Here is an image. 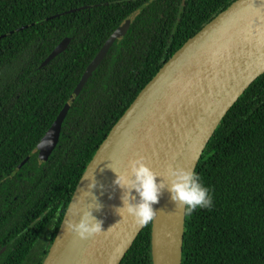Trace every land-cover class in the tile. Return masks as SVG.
I'll return each instance as SVG.
<instances>
[{
    "label": "trees",
    "instance_id": "obj_1",
    "mask_svg": "<svg viewBox=\"0 0 264 264\" xmlns=\"http://www.w3.org/2000/svg\"><path fill=\"white\" fill-rule=\"evenodd\" d=\"M235 1L0 0V264H43L114 125L164 64ZM123 26L126 35L74 102L56 149L39 162L38 144ZM65 38L69 48L40 69ZM195 173L213 202L186 215L182 264H264V75L220 123ZM151 229L149 222L121 264H152Z\"/></svg>",
    "mask_w": 264,
    "mask_h": 264
},
{
    "label": "water",
    "instance_id": "obj_2",
    "mask_svg": "<svg viewBox=\"0 0 264 264\" xmlns=\"http://www.w3.org/2000/svg\"><path fill=\"white\" fill-rule=\"evenodd\" d=\"M118 29L86 69L79 84L41 141L40 161L56 149L63 123L89 79L115 42L127 33ZM71 44L65 38L42 63L45 68ZM264 75V0H236L190 38L159 70L114 125L87 166L65 212L43 264H121L147 225L123 213V190L113 184L115 173H127L129 162L145 163L167 184L171 166L196 171L218 126L249 87ZM40 141V142H41ZM27 159L22 163L23 166ZM111 167V168H110ZM96 186L89 189L92 181ZM93 208L102 231L87 239L65 231L81 212ZM152 264H182L186 214L165 189L153 205ZM5 248L0 251V255Z\"/></svg>",
    "mask_w": 264,
    "mask_h": 264
},
{
    "label": "clouds",
    "instance_id": "obj_3",
    "mask_svg": "<svg viewBox=\"0 0 264 264\" xmlns=\"http://www.w3.org/2000/svg\"><path fill=\"white\" fill-rule=\"evenodd\" d=\"M45 144L50 145L51 140L41 141L38 149ZM111 170L115 173L113 184L123 190L122 206L117 207L115 211L121 209L139 225H146L154 219L156 210L153 205L159 202L165 189L169 193L170 201L174 205L183 206L186 215H191L198 208L212 207L213 197L210 189L202 183L199 175L194 171L170 166L165 184L163 180H157L158 174L145 163L143 156H137L129 162L127 173L117 172L113 168ZM95 186L93 180L87 187L91 189ZM100 207L101 205L97 203L86 211L75 209L73 215H79V220L78 222L69 220L65 231L75 233L80 239H87L103 232L102 220L92 214L93 208L99 210Z\"/></svg>",
    "mask_w": 264,
    "mask_h": 264
},
{
    "label": "rangeland",
    "instance_id": "obj_4",
    "mask_svg": "<svg viewBox=\"0 0 264 264\" xmlns=\"http://www.w3.org/2000/svg\"><path fill=\"white\" fill-rule=\"evenodd\" d=\"M45 245H46L45 241L42 240L41 243H40V245H39V247L34 251V253H33V257L38 256V255L42 252L43 247H44ZM31 262H32V261H30V262L27 263V264H32Z\"/></svg>",
    "mask_w": 264,
    "mask_h": 264
},
{
    "label": "flooded vegetation",
    "instance_id": "obj_5",
    "mask_svg": "<svg viewBox=\"0 0 264 264\" xmlns=\"http://www.w3.org/2000/svg\"><path fill=\"white\" fill-rule=\"evenodd\" d=\"M37 154H38L37 158H38L39 162H41V161H40V158H39V153H38V151H37ZM41 163H42V162H41Z\"/></svg>",
    "mask_w": 264,
    "mask_h": 264
}]
</instances>
